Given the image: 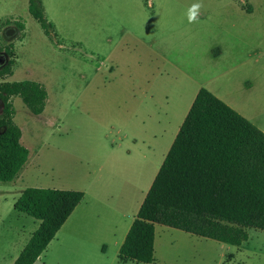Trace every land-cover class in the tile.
<instances>
[{"label": "rangeland", "instance_id": "1", "mask_svg": "<svg viewBox=\"0 0 264 264\" xmlns=\"http://www.w3.org/2000/svg\"><path fill=\"white\" fill-rule=\"evenodd\" d=\"M232 1L241 9L228 0H113L109 15L106 0H41L53 26L49 38L26 0H0V66L9 58L5 46L14 60L5 80H34L46 91L37 115L9 98L28 154L14 178L0 182V264L11 263L38 224L12 207L25 187L83 192L33 264H264V230L246 228V240L233 245L157 223L152 263L116 257L194 82L223 95L264 132V0ZM198 2L197 22H170ZM232 18L241 24L236 60H252L229 71L232 53L219 60L214 43ZM9 25L18 31L5 39Z\"/></svg>", "mask_w": 264, "mask_h": 264}, {"label": "trees", "instance_id": "2", "mask_svg": "<svg viewBox=\"0 0 264 264\" xmlns=\"http://www.w3.org/2000/svg\"><path fill=\"white\" fill-rule=\"evenodd\" d=\"M26 1L28 14L53 38L41 0ZM10 47H4L9 58L0 66V182L12 180L28 154L9 98L19 97L33 115L46 99L37 81L5 80L14 63ZM82 196L79 190L23 188L12 207L38 224L10 264H33ZM154 223L233 245L246 240V228L264 230V132L203 87L118 247L119 261L152 262Z\"/></svg>", "mask_w": 264, "mask_h": 264}, {"label": "crops", "instance_id": "3", "mask_svg": "<svg viewBox=\"0 0 264 264\" xmlns=\"http://www.w3.org/2000/svg\"><path fill=\"white\" fill-rule=\"evenodd\" d=\"M228 2H229V4L231 5V7H233V8H235V9H237V10H239V9H241L239 6V8L235 5V3L232 1V0H228ZM106 4H107V6H108V8L106 9V13L107 14H109L110 15V13L112 14V15H114V12L116 11L115 10V3L113 2V0H106V2H105ZM118 5V4H117ZM110 12V13H109ZM199 14H200V12H199ZM178 18L179 19H181L180 20V23L182 24L183 22H185L184 24H183V26L185 27V26H188V25H190V23H188V21H187V18H186V15H185V13H184V15H180V16H176V17H174V18H172V19H170V22L171 23H173V22H175V21H177L178 20ZM123 27V26H122ZM240 28H241V24H240V20H236L235 18H232V19H230V20H228V22L226 23V22H223V25H222V35H223V39H222V41H218V43H214V44H218V46H219V51L217 52V54H216V58H218L219 60H221L222 59V57H224V55L226 54V52L227 51H229V52H231L232 53V55H233V57H232V60L234 61L233 63H226L225 64V66H227L226 68L228 69L232 64H241V63H248V62H250L251 60H252V57H251V55H245V58H243V60H236V58H237V54H238V52L239 51H241V49H242V45L240 44V43H237L235 40H237V37L239 36L238 35V32L240 31ZM126 31V29L125 28H123L122 30H121V32L122 33H124ZM231 36H233V37H231ZM234 38V41H232V39ZM214 44H208V49L212 46V45H214ZM167 63H169L168 61H170L169 59H167L166 57H164V55L163 56H161ZM224 61H227V60H224ZM237 61V62H236ZM235 66H233L232 68H229V71L230 70H233V68H234ZM252 67V66H251ZM248 71H249V69H246L244 72H245V74L243 75V76H241L240 77V79L241 78H243L241 81L244 83L243 85H244V87H241L243 90H248V88H247V86H250V85H248V82H247V78L249 77V73H248ZM188 79H189V77H188ZM195 83V86L193 87V90L191 91V93H190V95H189V98H188V101H187V105H186V107L184 108V110H183V112H182V115L180 116V119H179V121L178 122H180L181 123V121H182V119H183V117L185 116V114H186V112H187V110H188V108H189V106H190V104H191V102H192V100H193V98H194V95H195V93H196V91H197V89L201 86V85H203L204 86V82H201V81H196V82H194ZM196 84H197V86H196ZM247 85V86H246ZM214 95H216L217 96V98H219L220 100H223V102L225 103V104H227L229 107H231L232 109H234L236 112H239L241 115H243L244 117H245V115H244V113L238 108V107H236L235 105H232L231 103H230V101H228L225 97H223V95H220L219 93L218 94H215L214 92H212ZM249 121V120H248ZM180 123H179V125H180ZM179 125H178V127H179ZM254 125V124H253ZM178 129V128H177ZM176 133V132H175ZM175 135V134H174ZM174 137V136H173ZM173 139V138H172ZM171 142H172V140H171ZM171 142H170V144H171ZM170 146V145H169ZM169 148V147H168ZM167 151V150H166ZM166 153V152H165ZM165 155V154H164ZM164 157V156H163ZM163 159V158H162ZM162 161V160H161ZM160 165V164H159ZM158 169V168H157ZM157 171V170H156ZM83 197V196H82ZM143 197H144V195H143ZM143 197H142V199H143ZM142 199H141V201H142ZM141 201H140V203H141ZM139 203V204H140ZM79 205V202H78V204L74 207V208H76L77 206ZM139 206V205H138ZM138 209V208H137ZM73 211V210H72ZM137 211V210H136ZM136 213V212H135ZM70 215V214H69ZM134 216V215H133ZM133 216L131 217V219H130V221H127V223L125 224V227H124V230H123V232H122V235H121V238H122V240H123V238H124V235H125V233H126V231H127V229H128V227H129V225H130V223H131V221H132V219H133ZM38 221V220H37ZM154 240H155V236H153V243H154ZM122 242V241H121ZM120 245V244H119ZM119 247V246H118ZM130 261V260H129ZM150 263H152V262H150Z\"/></svg>", "mask_w": 264, "mask_h": 264}, {"label": "clouds", "instance_id": "4", "mask_svg": "<svg viewBox=\"0 0 264 264\" xmlns=\"http://www.w3.org/2000/svg\"><path fill=\"white\" fill-rule=\"evenodd\" d=\"M203 5L201 3H193L186 10V18L188 23H195L199 19V12Z\"/></svg>", "mask_w": 264, "mask_h": 264}, {"label": "water", "instance_id": "5", "mask_svg": "<svg viewBox=\"0 0 264 264\" xmlns=\"http://www.w3.org/2000/svg\"><path fill=\"white\" fill-rule=\"evenodd\" d=\"M17 28L14 25H9L3 28L2 30V36L5 39H10L12 38L14 35L17 34ZM2 61V60H1Z\"/></svg>", "mask_w": 264, "mask_h": 264}, {"label": "flooded vegetation", "instance_id": "6", "mask_svg": "<svg viewBox=\"0 0 264 264\" xmlns=\"http://www.w3.org/2000/svg\"><path fill=\"white\" fill-rule=\"evenodd\" d=\"M0 56H1V54H0ZM1 60V59H0Z\"/></svg>", "mask_w": 264, "mask_h": 264}]
</instances>
